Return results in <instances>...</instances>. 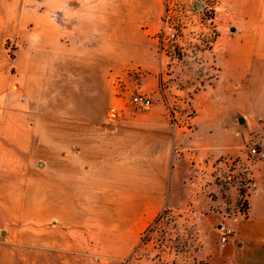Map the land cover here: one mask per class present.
Masks as SVG:
<instances>
[{
  "label": "crops",
  "instance_id": "1",
  "mask_svg": "<svg viewBox=\"0 0 264 264\" xmlns=\"http://www.w3.org/2000/svg\"><path fill=\"white\" fill-rule=\"evenodd\" d=\"M164 12L163 0H0L1 16L34 20L0 30L36 35L0 58V264H148L136 255L166 208L214 205L213 163L235 155L234 109L199 91L187 147L165 104L127 101L135 85L157 89ZM254 173L230 242L215 248L211 236L200 249L209 264H264V173Z\"/></svg>",
  "mask_w": 264,
  "mask_h": 264
},
{
  "label": "rangeland",
  "instance_id": "2",
  "mask_svg": "<svg viewBox=\"0 0 264 264\" xmlns=\"http://www.w3.org/2000/svg\"><path fill=\"white\" fill-rule=\"evenodd\" d=\"M163 3L164 22L156 49L164 61L157 89L146 94L153 98V104L160 102L167 106L172 122L186 133L187 147L196 139L198 107L194 98L198 92L207 91L219 102L227 103L234 109V153L243 154L247 140L264 126V0H163ZM166 10H170L168 16ZM21 17L0 15V22L31 19L34 25L33 17ZM59 23L60 29H64L66 17H59ZM35 38L34 26L25 31L0 30V58L12 62L16 49L25 40ZM16 87L17 83L12 89ZM138 88L135 85L129 91L128 103L149 108L132 102L142 92ZM241 116L244 122L239 120ZM255 168L264 173V161ZM212 176L216 185L208 192L209 200L215 202L212 208L198 214L190 206L166 208L146 231L136 258L148 264H209L211 254L200 251L204 243H210L211 236L215 248L230 242L233 236L228 243L221 242L219 227L222 223L231 224L235 233L238 221L234 217L243 205L248 207V194L242 185L237 186L238 175L224 166L216 171L213 168ZM207 218L211 219L209 234L202 239L201 224Z\"/></svg>",
  "mask_w": 264,
  "mask_h": 264
},
{
  "label": "built area",
  "instance_id": "3",
  "mask_svg": "<svg viewBox=\"0 0 264 264\" xmlns=\"http://www.w3.org/2000/svg\"><path fill=\"white\" fill-rule=\"evenodd\" d=\"M166 12L168 16L170 10H166ZM132 102L140 107H149L153 104V98L144 92H138L133 97ZM243 149V154H239L236 156L227 155L218 158L213 163V168L214 171H216L220 168V166H224L231 172H235L239 177V183H237V186H243L246 193L248 194L246 196L247 198H245L248 200L249 196L257 192L259 186L254 173V168L258 162L264 161V126L260 128L259 132L256 135H253L250 139L247 140ZM238 212L239 215L234 217V221H239L246 215L247 206L243 205L242 208L238 210ZM219 230L221 231V242L223 244L228 243L234 233V228L232 227V225L222 223L219 227Z\"/></svg>",
  "mask_w": 264,
  "mask_h": 264
},
{
  "label": "water",
  "instance_id": "4",
  "mask_svg": "<svg viewBox=\"0 0 264 264\" xmlns=\"http://www.w3.org/2000/svg\"><path fill=\"white\" fill-rule=\"evenodd\" d=\"M233 30H235V28H233ZM239 120H240L241 122H244V121H245V118H244L243 116H241V117L239 118Z\"/></svg>",
  "mask_w": 264,
  "mask_h": 264
}]
</instances>
